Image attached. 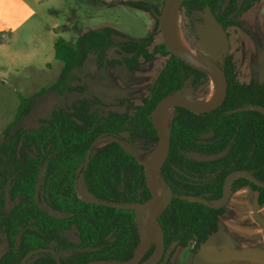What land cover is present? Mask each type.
<instances>
[{
    "label": "trees",
    "instance_id": "trees-1",
    "mask_svg": "<svg viewBox=\"0 0 264 264\" xmlns=\"http://www.w3.org/2000/svg\"><path fill=\"white\" fill-rule=\"evenodd\" d=\"M258 1L184 0L179 12L192 20L210 10L227 29L238 25ZM124 3L149 13L157 30L161 9L143 1ZM154 32L137 40L110 28L81 31L73 43L58 37L53 46L62 64L57 81L29 97L17 93L16 114L0 141V264H20L34 250L40 251L25 264H121L135 254L140 235L134 206L150 203L153 195L145 164L122 143L140 139L158 145L152 118L158 102L170 94L187 95L192 87L212 86L206 73L172 55L164 43L154 45ZM227 48L204 58L226 75L222 103L201 113L180 106L170 109L169 152L158 180L172 197L155 222L162 245L155 264H168L178 248L197 253L218 231L226 205L213 208L193 198L218 202L234 172H247L264 183V83L240 82ZM155 55L168 58L141 105L122 100L108 106L90 93L87 80L97 79L96 73L109 67L133 71ZM50 93L63 104L55 105L47 117H34L35 103ZM242 108L249 109L234 111ZM29 120L37 124L29 127ZM102 138L113 140L87 156ZM80 176L91 199L79 194ZM242 188L256 193L258 207L264 205V186L235 178L229 183L230 196ZM155 251L156 245L150 244L140 264Z\"/></svg>",
    "mask_w": 264,
    "mask_h": 264
},
{
    "label": "rangeland",
    "instance_id": "rangeland-1",
    "mask_svg": "<svg viewBox=\"0 0 264 264\" xmlns=\"http://www.w3.org/2000/svg\"><path fill=\"white\" fill-rule=\"evenodd\" d=\"M128 1L148 2L158 9L162 8L163 2V0H31L36 15L20 31L10 52H27L31 46L33 50L34 45L39 43L40 39L44 40L46 36L47 49L44 53L50 63L47 70L34 73L24 72L19 75L0 73V141L3 140V130L13 121L16 114L19 99L15 91L20 90L23 97H29L40 88H49L59 77L62 64L55 59L53 47L50 51L49 37L45 31L52 32L54 37L51 38L52 44L58 37L73 43L81 31H99L104 28L113 29L131 39L147 38L154 32L153 18L149 13L124 3ZM239 24L236 28L229 29V39H227V50L236 63L237 78L242 83H249L251 79H258L264 83V0L258 1L245 12L240 17ZM177 25L191 55L204 59L210 54L206 46V41L210 38L209 25L203 14H196L192 20H188L178 12ZM154 33V45L163 43L159 24ZM167 58L168 56L155 55L150 62L141 61L133 71L118 67H109L106 71H100L96 73L97 79L87 80L90 93L98 96L103 104L108 106L117 105L122 100H127L133 106L141 105L143 99L149 95V88L155 78L164 68ZM218 92L219 85L217 89L213 86L209 89L192 87L186 98L194 103L205 104L213 96L216 97ZM49 95L35 103L34 117H47L55 105L63 104L61 98L51 93ZM34 123L37 124L36 121ZM34 123L29 120L26 125L33 127ZM111 140L112 138L98 140L94 150ZM122 145L144 164L149 162L159 149V144L151 146L140 139ZM77 187L81 197L91 199L81 176L78 178ZM156 230L154 227V240L158 239ZM159 251L160 249L156 247L151 259L143 264L156 258ZM168 264L208 263L198 254L178 248Z\"/></svg>",
    "mask_w": 264,
    "mask_h": 264
},
{
    "label": "crops",
    "instance_id": "crops-1",
    "mask_svg": "<svg viewBox=\"0 0 264 264\" xmlns=\"http://www.w3.org/2000/svg\"><path fill=\"white\" fill-rule=\"evenodd\" d=\"M35 15L31 0H0V73L19 75L48 69L50 62L44 53L46 36L33 50L31 46L27 52H10L20 31ZM45 33H48L51 51L54 46L51 38L54 37L49 30ZM20 92L15 91V94ZM196 254L208 264H264V205L257 206L255 192L242 188L230 196L218 231Z\"/></svg>",
    "mask_w": 264,
    "mask_h": 264
},
{
    "label": "water",
    "instance_id": "water-1",
    "mask_svg": "<svg viewBox=\"0 0 264 264\" xmlns=\"http://www.w3.org/2000/svg\"><path fill=\"white\" fill-rule=\"evenodd\" d=\"M175 1L177 0H164L161 13L159 15V28H160V32L163 38V43L165 44V46L167 47V49L170 51L172 55L182 59L188 66L206 73L211 78V80L216 79L219 85V92L216 98L209 104L194 103L190 101L189 99H187L186 95H183L182 93H177V94H170L168 96H165L156 105L152 118H153L154 126L158 132L160 142H159V149L153 154L150 160L155 157L156 153L159 150H160V154H159V157L154 167L150 171L146 167V183H147L149 190L151 191L153 195V199L148 204H138L134 206L135 219H136V223H137V227H138V231L140 235V243L133 257L129 261L125 263H121V264H140V260L142 256L147 252L150 246V244H147V239L143 232L144 231L143 229L148 228V227L154 228L157 217L167 208V206L169 205L171 201L172 194L168 188L165 189L163 187L162 183H161L162 188H163L162 194H159L155 188V181L159 178V170L168 155L169 146H170L168 126L166 129H164L160 125V122H159L160 112L167 105H169L170 108L172 106H180V107L186 108L196 113L206 112V111H209V110H212L218 107L224 100V97L227 91L226 75L224 71L216 63L208 61L203 58L193 56L191 54H186L178 50L172 44L167 27H166V20L169 16V9ZM183 1L184 0H180L179 8ZM179 8H178V12H179ZM203 15H204L205 21L209 25V33H210V38L206 41L207 49L211 55L217 56L218 54H220L221 51L225 50V47L228 42L226 38L225 30L223 26L216 20L215 16L210 10H207ZM246 109H249V108H242V109H237L234 111H241V110H246ZM122 135L127 136V133H123ZM95 144L91 146L90 150L88 151L87 156H90L92 150L94 149ZM241 177L249 179L257 183L258 185L264 186V183L256 181L247 172H243V171L234 172L226 178L224 182V186H223L222 197L220 198L218 202L214 204H209L205 200H202L199 198H193V199L195 201L201 202L213 208L224 207L228 203V200L230 199V193H229L230 181L235 178H241ZM94 202L101 203L98 201H94ZM152 206H154L155 208L153 212L150 213V209ZM39 251L40 250H34L31 252H28L23 257L20 264H25V262L33 254L38 253ZM161 252H162V245H161V249L157 257L151 260L150 262H148L147 264H155L160 259ZM3 254H4V251H0V258L3 256ZM99 263L113 264V263H108V262H95V263H87V264H99Z\"/></svg>",
    "mask_w": 264,
    "mask_h": 264
},
{
    "label": "bare ground",
    "instance_id": "bare-ground-1",
    "mask_svg": "<svg viewBox=\"0 0 264 264\" xmlns=\"http://www.w3.org/2000/svg\"><path fill=\"white\" fill-rule=\"evenodd\" d=\"M179 4H180V0H177L171 5V7L169 9V16L166 20V27H167L171 42L174 45V47H176L178 50H180L186 54H190V50H189L188 46L186 45V43L184 42L182 35L180 34V32L178 30L177 17H178ZM212 86L214 87V89L218 88V81L216 79L212 80ZM213 97L209 102H207V104L211 103L216 98V97H214V98ZM169 113H170V106L167 105L162 109V111L160 112V115H159L160 125L164 129H166L168 126L167 118H168ZM159 154H160V150L156 153V155L153 159H151L149 162H147L145 164L149 171L154 167V165H155V163L159 157ZM155 188L159 194H162L163 188H162V185L158 179L155 181ZM154 208H155L154 206L151 207L150 213L153 212ZM143 230H144L143 232H144L146 239H147V244L154 242L156 244V247L158 249H161V243L159 242V240L158 239L154 240L153 228L148 227V228H144ZM99 264H105V263H99Z\"/></svg>",
    "mask_w": 264,
    "mask_h": 264
},
{
    "label": "flooded vegetation",
    "instance_id": "flooded-vegetation-1",
    "mask_svg": "<svg viewBox=\"0 0 264 264\" xmlns=\"http://www.w3.org/2000/svg\"><path fill=\"white\" fill-rule=\"evenodd\" d=\"M163 6V5H162ZM162 9V8H161ZM216 18V17H215ZM217 20V19H216ZM238 25H240L239 24V20H238ZM238 25H236V26H238ZM236 26H233V27H228L227 29H225L224 27V30H225V33L227 34V39H229V29L230 28H236ZM258 80V79H257ZM261 82V81H260ZM263 83V82H262ZM229 201V200H228ZM154 243V242H153ZM152 244V243H151ZM155 244V243H154ZM156 245V244H155ZM189 250H190V248H189ZM2 251H4V250H2Z\"/></svg>",
    "mask_w": 264,
    "mask_h": 264
}]
</instances>
